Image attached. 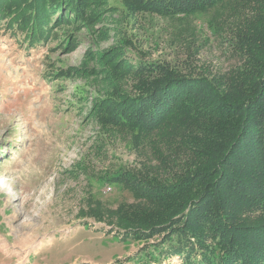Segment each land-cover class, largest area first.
<instances>
[{
  "label": "rangeland",
  "instance_id": "rangeland-1",
  "mask_svg": "<svg viewBox=\"0 0 264 264\" xmlns=\"http://www.w3.org/2000/svg\"><path fill=\"white\" fill-rule=\"evenodd\" d=\"M69 2L51 8L48 36L33 45L0 20V264H182L154 249L162 235L127 236L112 221L121 202L135 201L116 181L136 187L129 172L145 158L128 138L103 131L111 128L93 108L116 85L132 91L118 70L124 61L207 77L239 66L233 10L163 16L139 10L140 0ZM29 3L18 0V9ZM253 167L230 169L234 185L220 189L222 213H234L248 237L244 219H264V172ZM247 191L261 201L247 196L244 211Z\"/></svg>",
  "mask_w": 264,
  "mask_h": 264
},
{
  "label": "trees",
  "instance_id": "trees-1",
  "mask_svg": "<svg viewBox=\"0 0 264 264\" xmlns=\"http://www.w3.org/2000/svg\"><path fill=\"white\" fill-rule=\"evenodd\" d=\"M57 1L30 0L19 10L18 0H0V20L6 18L7 28L22 33L33 45L48 36L51 8L73 3ZM140 3L145 7L135 4L139 10L163 16L232 8V33L241 62L227 74L211 77L185 74L168 63L119 64L118 70L131 76L132 91L116 85L115 95L98 99L93 111L100 112V121L111 128L103 131L113 138H128L145 159L129 172L136 187L116 181L130 189L135 201L121 202L112 221L127 236L162 235L153 246L163 259L176 256L182 264H264V219H244L253 226L248 237L235 214L224 215L220 209L226 200L220 189L234 185L230 169L259 163L264 172V0ZM116 79L127 84L128 79L119 75ZM244 194L239 202L244 211L250 208L247 196L254 205L261 201L253 191ZM252 233L257 237L251 239Z\"/></svg>",
  "mask_w": 264,
  "mask_h": 264
}]
</instances>
